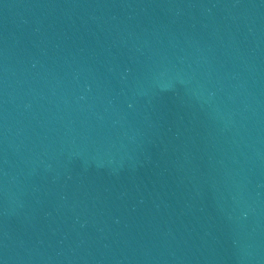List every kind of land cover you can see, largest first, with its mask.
Wrapping results in <instances>:
<instances>
[{
    "label": "water",
    "instance_id": "1",
    "mask_svg": "<svg viewBox=\"0 0 264 264\" xmlns=\"http://www.w3.org/2000/svg\"><path fill=\"white\" fill-rule=\"evenodd\" d=\"M0 264H264V0H0Z\"/></svg>",
    "mask_w": 264,
    "mask_h": 264
}]
</instances>
